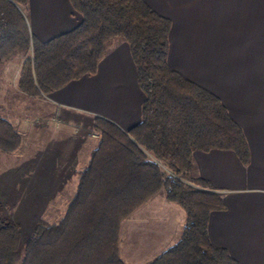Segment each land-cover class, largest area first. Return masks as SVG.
Listing matches in <instances>:
<instances>
[{
    "label": "trees",
    "instance_id": "trees-1",
    "mask_svg": "<svg viewBox=\"0 0 264 264\" xmlns=\"http://www.w3.org/2000/svg\"><path fill=\"white\" fill-rule=\"evenodd\" d=\"M69 1L80 23L44 41L30 31L29 0H0V67L19 60L17 91L43 98L94 74L106 42L119 37L128 43L144 94L140 118L124 131L92 116L98 142L64 213L56 221L39 219L22 249L16 223L0 215V264H125L122 221L159 190L184 208L185 219L178 240L147 264H238L210 239V212L224 202L199 175L193 155L230 149L247 162L242 127L216 94L170 66L168 16L145 0ZM22 140V131L0 114V153L16 151Z\"/></svg>",
    "mask_w": 264,
    "mask_h": 264
},
{
    "label": "crops",
    "instance_id": "crops-1",
    "mask_svg": "<svg viewBox=\"0 0 264 264\" xmlns=\"http://www.w3.org/2000/svg\"><path fill=\"white\" fill-rule=\"evenodd\" d=\"M145 1L171 20L170 66L216 94L242 127L248 142L249 157L245 163L230 149L194 152L199 175L208 182L210 190L220 193L224 202V208L210 212V239L226 248L238 264H264V0ZM27 16L30 31L44 41L71 30L82 18L69 0H29ZM125 45L122 39L113 44L93 75L84 74L44 97L55 107L88 112L85 105L75 101L83 89L78 83L86 79L98 82L103 74L107 80L121 82L113 58L121 49L127 52ZM13 63L3 64L0 71ZM18 68L20 63L14 69L15 79ZM126 83L129 88L125 91H113L115 104L121 96V111H100L124 131L139 121L144 99L136 80ZM88 96L95 100L103 97L92 93ZM61 125L57 124L63 129L65 124ZM59 151L62 154V148ZM68 161L70 158L61 167L70 168ZM81 168L74 173L77 175ZM148 201L140 206L142 211ZM142 213L150 220L148 212ZM142 232L147 234L146 229Z\"/></svg>",
    "mask_w": 264,
    "mask_h": 264
},
{
    "label": "rangeland",
    "instance_id": "rangeland-1",
    "mask_svg": "<svg viewBox=\"0 0 264 264\" xmlns=\"http://www.w3.org/2000/svg\"><path fill=\"white\" fill-rule=\"evenodd\" d=\"M119 41V37H114L106 42L103 55ZM124 43L127 52L121 49L113 58L121 82L107 80L105 74L100 76L98 82L86 79L78 83L83 89L75 97L76 103L85 105L91 114L114 122L100 111H121V96L117 98L119 103L115 104L113 91L117 88L125 91L129 88L126 82L136 80L129 46L126 41ZM14 61L7 69L0 71V114L22 131L23 140L16 151L0 153V215L16 223L22 249L39 219L56 221L62 216L75 191L78 173L76 175L74 172L87 161L89 150L98 142V135L91 127L93 115L88 112L55 107L45 97L33 98L18 92L14 69L20 61ZM91 93L99 97L103 95L105 102L103 97L95 100L88 96ZM108 100L112 103H108ZM59 119L62 123L58 122ZM57 124H65V127L62 129ZM57 133L59 135L55 136ZM59 148H62V154ZM69 158L70 168L61 167L67 164L64 160ZM142 212H148L150 220L147 221ZM179 216L181 221H178ZM184 218V208L177 202L167 200L164 191L159 190L149 199L143 211L138 208L122 221L119 243L121 259L125 264H147L178 240ZM142 229H146L147 234ZM146 236L150 238L145 239Z\"/></svg>",
    "mask_w": 264,
    "mask_h": 264
}]
</instances>
